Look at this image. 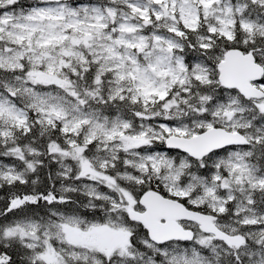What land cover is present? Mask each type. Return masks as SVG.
Listing matches in <instances>:
<instances>
[{
	"label": "snow or ice",
	"instance_id": "obj_1",
	"mask_svg": "<svg viewBox=\"0 0 264 264\" xmlns=\"http://www.w3.org/2000/svg\"><path fill=\"white\" fill-rule=\"evenodd\" d=\"M0 264H264V0H0Z\"/></svg>",
	"mask_w": 264,
	"mask_h": 264
}]
</instances>
